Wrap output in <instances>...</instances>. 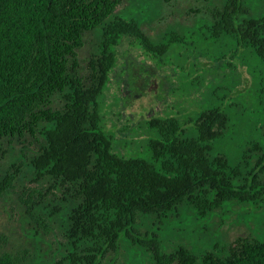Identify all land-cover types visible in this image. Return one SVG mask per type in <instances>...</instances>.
<instances>
[{"label":"trees","instance_id":"obj_1","mask_svg":"<svg viewBox=\"0 0 264 264\" xmlns=\"http://www.w3.org/2000/svg\"><path fill=\"white\" fill-rule=\"evenodd\" d=\"M124 1L0 0V220L1 210L7 217L0 264H38L39 240L58 232L63 256L55 264H104L123 234L145 245L133 230L139 215L166 218L184 204L202 216L228 201L264 204V149H251L235 168L213 155L230 121L221 108L190 121L194 139L176 119L152 121L160 136L149 145L153 162L113 153L99 99L120 41L139 39L152 56L176 41L156 46L137 23L116 18ZM194 1L207 4L194 12L211 20L212 38L229 36L264 61V15L246 18L244 0ZM14 207L20 239L8 225ZM154 252V264H264V241L251 237L202 258L186 248Z\"/></svg>","mask_w":264,"mask_h":264},{"label":"rangeland","instance_id":"obj_2","mask_svg":"<svg viewBox=\"0 0 264 264\" xmlns=\"http://www.w3.org/2000/svg\"><path fill=\"white\" fill-rule=\"evenodd\" d=\"M222 1L213 4L222 6ZM244 3L246 18L264 15V0ZM206 5L194 0L170 6L164 0H125L116 12V18L137 23L156 46L176 41L160 56L148 54L139 39L120 41L116 67L99 99L102 126L113 138V153L153 162L149 145L160 136L151 127L152 121L176 119L186 138L194 139L198 132L190 121L212 108H221L230 118L224 136L213 142L214 156L224 157L235 168L244 165L251 149H264V61L255 50L240 47L229 36L212 38L211 20L205 13L194 12ZM89 50L88 46L85 52ZM8 162L11 159L7 166ZM13 206L8 203L6 208ZM13 210L15 216L8 225L19 231L18 211ZM5 215L1 210L2 220L7 219ZM2 220L0 224L6 223ZM133 230L135 239L145 245L123 234L118 252L104 264H154L157 246L162 255L186 248L202 258L239 238L263 242L264 204L256 207L250 202L228 201L205 216L184 204L166 218L139 215ZM59 235L54 241L39 240L35 249L38 264H55L63 256Z\"/></svg>","mask_w":264,"mask_h":264}]
</instances>
